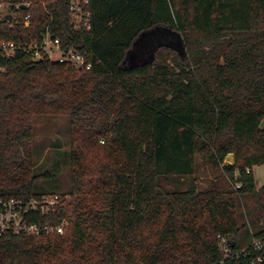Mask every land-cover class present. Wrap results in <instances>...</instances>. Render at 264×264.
Wrapping results in <instances>:
<instances>
[{
  "label": "trees",
  "instance_id": "16d2710c",
  "mask_svg": "<svg viewBox=\"0 0 264 264\" xmlns=\"http://www.w3.org/2000/svg\"><path fill=\"white\" fill-rule=\"evenodd\" d=\"M3 1L16 19L0 11V41L49 30L65 49L83 46L93 66L20 53L0 71V198L70 196L29 216L40 225L67 217L63 233L0 235V264H215L219 234L235 250L264 238L253 173L264 164V0H89L92 28L82 32L73 0ZM156 29L178 33L181 46L131 62ZM38 114L71 118L68 190L35 188L54 176L36 173ZM197 158L211 169L207 183L177 187L196 175Z\"/></svg>",
  "mask_w": 264,
  "mask_h": 264
},
{
  "label": "built area",
  "instance_id": "2783aa9c",
  "mask_svg": "<svg viewBox=\"0 0 264 264\" xmlns=\"http://www.w3.org/2000/svg\"><path fill=\"white\" fill-rule=\"evenodd\" d=\"M89 0H73L70 10L73 15V27L77 32L90 30L92 28L90 15L91 12L85 7ZM21 4L16 5L20 7ZM11 6L8 5V12L4 15L11 14L8 21H13L16 18L12 12ZM31 15L27 14L23 19V23L29 26ZM30 55L35 60H48L73 67L76 69L86 68L91 69L93 63L88 60V51L83 46L77 48L72 47L65 49L62 46V41L59 37H54L47 30L41 38H33L30 40H2L0 41V71L6 69V62L17 54ZM70 198L69 195H61L59 193H48L40 198H0V235L7 233L39 235L41 233H63L69 224L67 217H64L58 224L46 223L40 225L37 222L29 221V216L32 214H51L58 207L65 206L66 201ZM219 245L223 252V258L215 264H232L233 261L240 258H247L252 252L257 255L253 257V262L256 264L264 263V252L261 253L264 247V238H256L243 249L235 250L230 243L229 238L219 234Z\"/></svg>",
  "mask_w": 264,
  "mask_h": 264
},
{
  "label": "rangeland",
  "instance_id": "374dc122",
  "mask_svg": "<svg viewBox=\"0 0 264 264\" xmlns=\"http://www.w3.org/2000/svg\"><path fill=\"white\" fill-rule=\"evenodd\" d=\"M8 5L6 1L0 3L2 14L8 12ZM164 42L181 46V37L178 33L165 29L151 31L137 41L135 48H133L129 55V60L136 63L150 59L156 45ZM71 129V118L68 115L38 114L34 116L33 145L37 158L36 173L48 172L54 175L51 178L37 181L35 185L36 190L65 191L70 188ZM231 160L233 158L228 155L225 162ZM197 165L198 168L195 176L180 179L175 185L185 189L191 180L195 179L199 186H204L211 174V169L201 158H197ZM253 173L257 187L264 186V164L255 165ZM168 185L171 186L172 184L169 183Z\"/></svg>",
  "mask_w": 264,
  "mask_h": 264
},
{
  "label": "water",
  "instance_id": "95a60500",
  "mask_svg": "<svg viewBox=\"0 0 264 264\" xmlns=\"http://www.w3.org/2000/svg\"><path fill=\"white\" fill-rule=\"evenodd\" d=\"M20 6H21V7H26L25 4H21ZM10 8H12V6H11ZM7 18H11V14H10V13L7 15ZM148 33H150V32H148ZM145 34H147V33H145ZM145 34H143V36H144ZM164 43H165V42H164ZM136 44H137V42L135 43V45H136ZM160 44H163V43H160ZM160 44H158V45H160ZM135 45H134V48H135ZM158 45H156V47H157ZM156 47H155V48H156ZM155 48H154V49H155ZM154 49H153V51H154ZM153 51H152V53H153ZM261 127L264 128V120H263L262 123H261Z\"/></svg>",
  "mask_w": 264,
  "mask_h": 264
},
{
  "label": "crops",
  "instance_id": "0c3cea01",
  "mask_svg": "<svg viewBox=\"0 0 264 264\" xmlns=\"http://www.w3.org/2000/svg\"><path fill=\"white\" fill-rule=\"evenodd\" d=\"M229 155L233 158V160L229 161L228 163H233L234 162V155L233 154H229Z\"/></svg>",
  "mask_w": 264,
  "mask_h": 264
}]
</instances>
